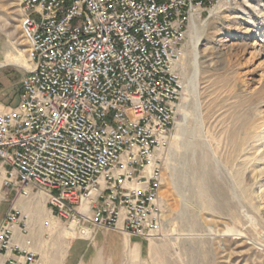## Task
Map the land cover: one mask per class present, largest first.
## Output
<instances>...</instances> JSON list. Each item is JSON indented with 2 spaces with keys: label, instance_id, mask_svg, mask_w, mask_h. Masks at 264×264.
<instances>
[{
  "label": "built area",
  "instance_id": "1",
  "mask_svg": "<svg viewBox=\"0 0 264 264\" xmlns=\"http://www.w3.org/2000/svg\"><path fill=\"white\" fill-rule=\"evenodd\" d=\"M207 0H21L33 70L0 111V186L47 194L77 240L160 232L162 162L182 92L178 64ZM88 205L87 215L82 212ZM29 218L0 220V264H41Z\"/></svg>",
  "mask_w": 264,
  "mask_h": 264
},
{
  "label": "rangeland",
  "instance_id": "2",
  "mask_svg": "<svg viewBox=\"0 0 264 264\" xmlns=\"http://www.w3.org/2000/svg\"><path fill=\"white\" fill-rule=\"evenodd\" d=\"M207 1L197 22V80L189 85L194 58L188 29L178 64L184 84L177 108L182 122L176 120L168 148L158 154L160 232L154 238H138L141 249L128 246L131 250L119 264L264 262V174L260 175L264 171V0ZM21 14V0H0V111L18 104L21 80L32 70ZM225 128L237 141L251 129L247 136L252 140L244 147L239 167L225 166L228 150L223 144L219 152L213 150L216 142L210 135ZM243 170L241 192L234 173ZM208 176L227 191V200L223 202L206 185ZM46 198L44 192L15 198L0 186V220L14 202V209L22 210L20 204L31 200L41 220L22 211L30 216V237L40 263L52 264L67 253L65 264L75 237L67 236L69 245L61 248L66 222L53 220L51 227H44L49 219ZM119 235L128 241V236ZM80 251L71 252L68 264L77 262ZM97 264H109L108 259Z\"/></svg>",
  "mask_w": 264,
  "mask_h": 264
},
{
  "label": "bare ground",
  "instance_id": "3",
  "mask_svg": "<svg viewBox=\"0 0 264 264\" xmlns=\"http://www.w3.org/2000/svg\"><path fill=\"white\" fill-rule=\"evenodd\" d=\"M197 22H198V16H196V17L193 18V20H192V22L190 24V28H189L190 47H191V51L193 52V58H194L193 59V64H192L193 65V74H192V76L190 78L189 85H193V83L197 80V75H198L197 74L198 73V52H197V50H198L197 49V47H198V37L196 35L197 34ZM28 58H29V61L31 63V67H32V70H33V65H32V62H31L30 51H29V54H28ZM183 85L184 84L182 82V90H184V86ZM177 116H178V119L176 118V120H178L179 122H182V115L177 113ZM184 121H185V118H184ZM179 122H178V125H179ZM250 130H247L246 131L245 137H243L242 139H239L240 141H237L236 139H234L235 137H233V134H231V132L228 129H226V128L223 129L222 132L220 134H218V135H215V134H211L210 135L211 136L210 137L211 138V141L216 142V144L213 146V150H214L215 153L219 152V149H220V147H222L221 146L222 144L227 148L228 151H227V155L226 156H228V157L224 159L225 166L226 167L227 166L232 167L233 164L234 165H237L239 167L240 164L242 163V162H238V161L243 157V155L245 153L244 147H246L247 145H249L250 141L252 140L250 135L247 136L248 135V132H250ZM254 152H256V149L254 150ZM158 157H160V155L157 154L156 158H158ZM262 174H264V171H261L260 172V175H262ZM234 176L237 177L238 187L242 186L243 183H244L243 182L244 170L241 173L239 171L236 172V173H234ZM208 178H209L210 181H208L207 182L208 184H206V185L209 188H211L212 191H215V193H217V197L219 199L223 200V202H224V200H227L226 199V197H227V195H226L227 194V191L225 192V190L223 188H221L220 186H218V184H216V182L213 183L214 181L213 182L211 181V180H214L215 178L214 179H211L212 177L210 178V176H208ZM210 185H211V187H210ZM232 187H234V186H232ZM242 188H243V186H242ZM242 188L240 187V191L241 192L244 191ZM19 207H20V209L25 210L29 215L33 216L34 219H35V221H40L41 220L40 210H39V208H37V206L35 204L31 203V200H28L26 203H21ZM224 207H225V205H224ZM224 207L222 209H224ZM12 208L13 209L16 208V203L15 202L13 203ZM87 210H88V205H84L83 208H82V212L85 215H87ZM212 210H213V208H212ZM227 210H230V209L228 208ZM233 213H234V211H233ZM24 214H26V213L24 212ZM28 214H26V215L28 216L29 221H30V224H29V231H30V229H31V219H30V216ZM51 225H53V224L51 223ZM51 225H50V227H51ZM65 230H66L65 235H62L60 237V239H59L61 248H66L69 245V240H68L67 236L69 238H72V237L75 236V234H74V226L71 225L68 228L65 227ZM259 264H264V262L259 263Z\"/></svg>",
  "mask_w": 264,
  "mask_h": 264
},
{
  "label": "crops",
  "instance_id": "4",
  "mask_svg": "<svg viewBox=\"0 0 264 264\" xmlns=\"http://www.w3.org/2000/svg\"><path fill=\"white\" fill-rule=\"evenodd\" d=\"M132 245L135 249H141V242L138 238L128 237L127 241V239L124 240L116 232L100 233L90 243L84 240L74 239L70 248H68V260L65 264H68L70 254L74 249H81L75 264H86L88 262L97 264V262L103 261L104 258L108 259L109 264H119L123 255L125 256L131 250L129 247ZM66 255L64 254L62 257H58L52 264H62Z\"/></svg>",
  "mask_w": 264,
  "mask_h": 264
}]
</instances>
